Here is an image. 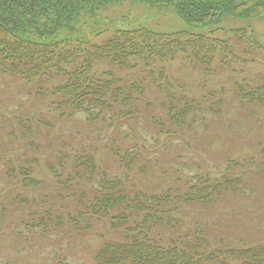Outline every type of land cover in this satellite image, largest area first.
<instances>
[{"label": "rangeland", "instance_id": "374dc122", "mask_svg": "<svg viewBox=\"0 0 264 264\" xmlns=\"http://www.w3.org/2000/svg\"><path fill=\"white\" fill-rule=\"evenodd\" d=\"M139 26L231 39L234 52L207 76L198 66L181 68L180 59L169 62L161 70L168 84L149 72L133 105L103 113L55 104L53 88L67 78L47 81L40 91L37 83L0 67V264H93L105 241L142 235L162 246L202 237L215 256L208 264H222L232 250L264 244V105L238 91L241 85L264 89V50L253 53L251 62L233 61L245 57L247 48L231 38L232 30L245 29L264 49V14L225 15L199 26L170 6L122 0L57 38L101 44L118 29ZM114 73L132 82L144 76L140 69ZM166 86H174L173 92ZM173 105L177 111L170 115ZM91 158L98 166L94 176L84 173ZM23 166L24 174L32 171L41 180L38 187L22 186L13 176ZM104 176L122 184L133 204L139 197L151 203L169 198L159 213L163 224L151 222L149 233H140V227L148 229L145 214H137L113 229L112 217L123 216L128 203L105 218L79 217ZM193 185H217L221 191L203 204H189ZM50 217L49 227L38 221ZM248 261L238 256L225 264Z\"/></svg>", "mask_w": 264, "mask_h": 264}, {"label": "trees", "instance_id": "16d2710c", "mask_svg": "<svg viewBox=\"0 0 264 264\" xmlns=\"http://www.w3.org/2000/svg\"><path fill=\"white\" fill-rule=\"evenodd\" d=\"M120 1L122 0H0L1 71L10 72L28 83H37L40 91L45 88L44 83L47 81L67 78L66 82L56 84L53 88L52 96L58 98L55 104H64L73 111L92 113L99 110L103 113L133 105L138 100L135 93L143 91V82L151 75L149 72L168 84V79L162 76L161 70L169 62L180 59V67L198 66L205 74L210 75L213 66L226 63L229 53L234 52L231 39L191 32H158L145 26L118 29L110 39L101 44L94 43L92 39L79 38L72 41L67 37L57 38L63 31L76 29L84 17H91ZM132 1L153 7L170 6L188 24L199 26L217 23L225 15L253 18L264 14V0ZM231 36L236 44L241 45V49L244 45L247 48L245 57L237 55V60L233 61L251 62L253 53H262L263 47L252 32L240 29ZM102 66H106L108 70L103 71L100 69ZM158 67L162 68L156 70ZM119 69H140L144 76L139 82L126 81L114 73ZM163 88L173 92L174 86ZM238 91L250 103L264 105L263 88L249 89L241 85L238 86ZM174 111L177 110L173 105L170 115ZM85 164L87 170L84 173L94 176L98 167L94 164V158L85 161ZM24 169L23 166V170L17 171V174L13 170V176L19 179L22 186L38 187L41 180L34 177L32 171L24 174ZM115 188L119 191L116 192ZM218 191H221V187L219 189L217 185L203 188L193 185L186 201L189 204H203ZM168 201L169 198L156 197L154 203H151L141 201L139 197L133 204L128 195L122 192V184L116 181L113 183L104 176L100 187L93 190L89 205L86 209H81L78 216L105 218L114 209L128 203L129 207H126L123 216L112 217L113 229L123 227L125 221L133 217L131 215L145 214L144 222L148 230L140 227L138 231L148 234L151 222L159 220L158 223L163 224L159 213ZM38 221L49 227L52 217L48 221ZM73 221L77 222L78 218L73 217ZM33 223L27 226L34 228ZM60 223L59 221L56 226ZM203 239L200 237L198 240L183 242L175 240L170 246H162L154 242L157 240L153 237L149 239L143 235L127 240L105 241L96 252L93 264H208L215 260V256L204 247ZM238 256L248 259L247 264H264V244L257 243L244 250H232L224 256L222 264Z\"/></svg>", "mask_w": 264, "mask_h": 264}]
</instances>
